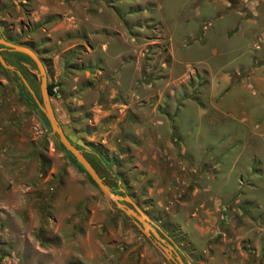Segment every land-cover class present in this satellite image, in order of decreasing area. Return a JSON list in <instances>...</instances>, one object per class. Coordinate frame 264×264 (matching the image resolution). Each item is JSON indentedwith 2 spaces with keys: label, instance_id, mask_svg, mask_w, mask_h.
I'll list each match as a JSON object with an SVG mask.
<instances>
[{
  "label": "rangeland",
  "instance_id": "rangeland-1",
  "mask_svg": "<svg viewBox=\"0 0 264 264\" xmlns=\"http://www.w3.org/2000/svg\"><path fill=\"white\" fill-rule=\"evenodd\" d=\"M0 36L186 264H264V0H0ZM0 52L39 97L31 59ZM34 104L0 65V264H171Z\"/></svg>",
  "mask_w": 264,
  "mask_h": 264
},
{
  "label": "water",
  "instance_id": "water-1",
  "mask_svg": "<svg viewBox=\"0 0 264 264\" xmlns=\"http://www.w3.org/2000/svg\"><path fill=\"white\" fill-rule=\"evenodd\" d=\"M8 50L14 52H20L25 54L34 63L37 72L39 74V97L35 95L34 90L30 87L26 79L22 76L20 71L16 69L12 64L8 63L0 52V65L6 69L14 71L21 80L24 87L32 96L36 106L42 112L45 117L50 133L54 137L57 143L61 144L65 151H67L75 161L82 167L83 171L94 182L97 188L102 192L104 197L113 203L115 208L121 210L126 216L132 219V222L139 229V231L151 242V244L159 250L165 260L171 264H186L181 258L180 253L176 245L167 243L159 235L151 224V221L147 215L128 197L127 195H120L115 193L111 187L104 182L103 178L98 174L92 163L87 159L76 145L70 140L66 132L59 123L47 91L46 72L42 63V60L38 55L27 45L21 43H15L4 37L0 36V51ZM124 201L130 204L127 205Z\"/></svg>",
  "mask_w": 264,
  "mask_h": 264
},
{
  "label": "trees",
  "instance_id": "trees-1",
  "mask_svg": "<svg viewBox=\"0 0 264 264\" xmlns=\"http://www.w3.org/2000/svg\"><path fill=\"white\" fill-rule=\"evenodd\" d=\"M5 39H8V40H10V41H12V42H15V43H17V41L15 40V39H13V38H11V37H9V36H5L4 37ZM23 44H25V43H23ZM29 47V46H28ZM32 49V48H31ZM16 53H18L20 56H26L25 54H22V53H20V52H16ZM27 57V56H26ZM47 91H48V95H49V97L50 96H52L53 94H54V90H53V84L52 83H47ZM34 109H35V111L40 115V117L42 118V120H43V122L45 123V125L46 126H48V123H47V121H46V119H45V117L43 116V114H42V112L38 109V107L34 104ZM53 137V136H52ZM54 138V137H53ZM59 144V143H58ZM60 146H61V144H59ZM62 147V146H61ZM77 147V146H76ZM79 148V147H78ZM62 149L64 150V148L62 147ZM64 152H65V154H66V156L70 159V161L71 162H73V163H75L77 166H79L81 169H82V167L75 161V159L67 152V151H65L64 150ZM83 170V169H82ZM114 191V190H113Z\"/></svg>",
  "mask_w": 264,
  "mask_h": 264
}]
</instances>
